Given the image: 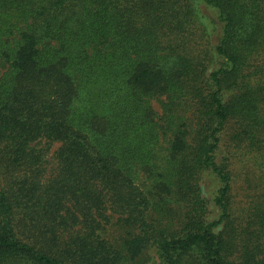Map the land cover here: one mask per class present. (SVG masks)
I'll use <instances>...</instances> for the list:
<instances>
[{"label":"trees","instance_id":"1","mask_svg":"<svg viewBox=\"0 0 264 264\" xmlns=\"http://www.w3.org/2000/svg\"><path fill=\"white\" fill-rule=\"evenodd\" d=\"M230 143L264 182V0H0V264H264Z\"/></svg>","mask_w":264,"mask_h":264},{"label":"rangeland","instance_id":"2","mask_svg":"<svg viewBox=\"0 0 264 264\" xmlns=\"http://www.w3.org/2000/svg\"><path fill=\"white\" fill-rule=\"evenodd\" d=\"M204 11L206 16L210 18L215 17L210 9L205 8ZM215 21H217L216 18ZM152 103L156 111L160 112L159 103L155 100H153ZM57 146V143L54 144L53 148L46 156L47 161L45 165L48 168V173H52L56 168L53 151ZM229 149L232 152L229 156L231 161L229 168L232 173L231 199L234 209L233 212H237L236 210H241V208H245V206L262 199L264 193V182L263 180L260 181L258 178L259 173L255 167V163L249 160V157L244 155V151L241 149L240 145L235 147L234 143H230ZM203 188L205 195L210 198L211 191L215 188V182L212 177H205ZM150 253L151 252H149V254Z\"/></svg>","mask_w":264,"mask_h":264}]
</instances>
